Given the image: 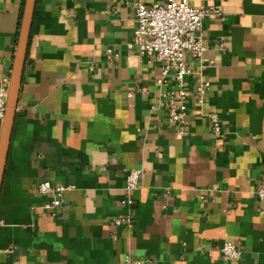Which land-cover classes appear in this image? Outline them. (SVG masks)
<instances>
[{"label":"crops","instance_id":"crops-1","mask_svg":"<svg viewBox=\"0 0 264 264\" xmlns=\"http://www.w3.org/2000/svg\"><path fill=\"white\" fill-rule=\"evenodd\" d=\"M24 1L0 0V80ZM188 1L220 14L202 21L201 60L184 58L188 87L209 90L202 106L191 96L180 132L159 98V64L132 44L134 4L163 0H36L0 190V264H264V0ZM131 169L141 175L125 209ZM44 181L73 187L55 217L37 193ZM125 216L130 227L113 224ZM224 242L237 262L220 257Z\"/></svg>","mask_w":264,"mask_h":264},{"label":"built area","instance_id":"built-area-1","mask_svg":"<svg viewBox=\"0 0 264 264\" xmlns=\"http://www.w3.org/2000/svg\"><path fill=\"white\" fill-rule=\"evenodd\" d=\"M134 10L137 27L132 44L136 46L140 57L159 64L160 77L156 83L166 88L160 92L159 98L169 107L168 122L182 132L189 99L193 96L196 104L202 106L209 90V83L206 81L188 87L187 78L193 71L187 66L184 58L189 55L194 61L201 60L205 51L201 37L202 21L205 17L220 13L213 9L193 8L188 0H163L160 4L152 5L136 2ZM108 55L109 59L113 57L111 50H108ZM8 84L7 80H0V122L5 115ZM155 107L151 106V109L154 110ZM208 120L213 134H221L219 117L211 113ZM140 175L141 171L137 169L126 172L124 199L120 203L125 209L133 206L132 194L139 188ZM72 189V186L41 182L37 186V193L45 199L42 209L52 217L57 216L62 210L65 193ZM256 196L259 202L264 203V182L257 188ZM113 224L130 227L131 219L125 216L115 219ZM217 251L220 257L228 262H237L241 257L239 247L231 242H224ZM211 254V251H207L208 256ZM119 264L143 263L126 256Z\"/></svg>","mask_w":264,"mask_h":264},{"label":"water","instance_id":"water-1","mask_svg":"<svg viewBox=\"0 0 264 264\" xmlns=\"http://www.w3.org/2000/svg\"><path fill=\"white\" fill-rule=\"evenodd\" d=\"M36 0H25L22 11L17 49L9 78L6 97L5 115L0 129V190L2 186L5 164L10 144L15 111L18 101L19 88L26 57L28 40L32 26Z\"/></svg>","mask_w":264,"mask_h":264}]
</instances>
